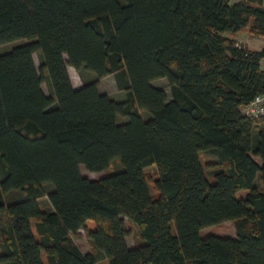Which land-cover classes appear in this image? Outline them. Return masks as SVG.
<instances>
[{"label":"trees","instance_id":"1","mask_svg":"<svg viewBox=\"0 0 264 264\" xmlns=\"http://www.w3.org/2000/svg\"><path fill=\"white\" fill-rule=\"evenodd\" d=\"M246 26L264 36V0H0V45L24 39L0 53V264H264V114L241 111L264 46L225 35ZM226 220L235 236L201 235Z\"/></svg>","mask_w":264,"mask_h":264},{"label":"rangeland","instance_id":"2","mask_svg":"<svg viewBox=\"0 0 264 264\" xmlns=\"http://www.w3.org/2000/svg\"><path fill=\"white\" fill-rule=\"evenodd\" d=\"M243 29H249V26H246ZM23 41H24V39H18V40H14L11 42L1 44L0 45V53H3L5 51L9 50L14 45H16L20 42H23ZM64 58H66L65 55H64ZM33 59H34L35 65L39 66V60H38L37 53H33ZM69 69L71 71V78L73 79V81L82 83L83 78H82L81 74L72 67H69ZM85 76L90 78V77H92V74L86 73ZM151 83L154 86H157V87L164 89L168 98L171 97L170 87H169L168 81L165 77L153 79L151 81ZM41 87L46 94L49 93V88H48V85L46 82H43L41 84ZM98 89L100 92L107 93L111 98L116 99V100L123 99L125 96L123 90H120L117 87L113 74H109V75H106V76L100 78V80L98 82ZM124 119H125V117L118 116V121H123ZM199 158L202 162V165L204 167L206 175L208 176V178L211 179V174L209 173V169H208L207 165L209 162L215 161L216 155L211 153V152H208V151H200L199 152ZM120 168H121V165L119 164V162L117 160H115V161H112L106 169H103L101 171H89L83 165H80V172L82 173V175H84L90 179H97V178H100L101 176L108 174L109 172L119 170ZM144 171L149 175V180H150L149 188H150L151 193H154L155 191L153 189L152 180L156 174V166L155 165L146 166L144 168ZM256 184L264 190V187L261 185V183L259 181H257ZM45 188L47 191H49L51 189V186L46 184ZM17 193H18V191L8 192L6 194V197H5L6 201L10 202L11 200H13V198L17 197V195H18ZM239 195H244V192L240 191ZM40 204L44 209H48V207H49V203H48L46 197H42L40 199ZM32 225H34V220H32ZM88 225L93 226V222L88 221ZM126 228L129 231V234L127 235V238H126L127 244L129 246H133L134 243H136L138 241V235H137L138 233H137L136 227L127 221L126 222ZM210 233L216 234V235L235 236L234 223L231 220H226L219 225H210V226L202 228V230H201L202 236L205 234H210ZM74 240L76 241V243L78 244V246L82 252H88L91 250V246L88 242V238H87V235H86V232L84 229H79L77 231V235L74 236ZM97 264H108V261L106 258H99L97 260Z\"/></svg>","mask_w":264,"mask_h":264},{"label":"crops","instance_id":"3","mask_svg":"<svg viewBox=\"0 0 264 264\" xmlns=\"http://www.w3.org/2000/svg\"><path fill=\"white\" fill-rule=\"evenodd\" d=\"M231 1H236V0H231ZM225 35L228 37L234 38L237 42L242 43L243 45H245L246 47H248L250 49L256 50V49H260L261 47L264 46V36L256 35V34L250 32L249 29H241V30H238L234 33L228 32V33H225ZM69 67H72V68H74V67L68 64L67 70H68V74H69L72 86L74 88H77V87L81 86L82 83L73 81V79L71 78V71H70ZM260 67L262 69H264V58L260 59ZM50 208L51 207L49 206L48 209H50Z\"/></svg>","mask_w":264,"mask_h":264},{"label":"built area","instance_id":"4","mask_svg":"<svg viewBox=\"0 0 264 264\" xmlns=\"http://www.w3.org/2000/svg\"><path fill=\"white\" fill-rule=\"evenodd\" d=\"M241 111L244 114H264V93L256 94L249 103L241 107Z\"/></svg>","mask_w":264,"mask_h":264}]
</instances>
